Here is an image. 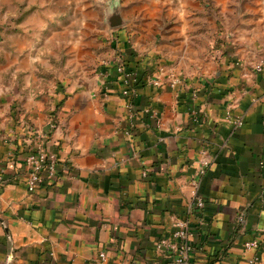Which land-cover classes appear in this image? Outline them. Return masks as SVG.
<instances>
[{"label":"crops","instance_id":"1","mask_svg":"<svg viewBox=\"0 0 264 264\" xmlns=\"http://www.w3.org/2000/svg\"><path fill=\"white\" fill-rule=\"evenodd\" d=\"M109 36L94 65L51 64L53 52L0 35V264H97L101 250L112 264H176L157 243L180 219L184 264H264V60L194 71L141 53L123 29ZM41 144L56 172L28 192L24 159ZM195 195L205 204L189 211Z\"/></svg>","mask_w":264,"mask_h":264},{"label":"rangeland","instance_id":"2","mask_svg":"<svg viewBox=\"0 0 264 264\" xmlns=\"http://www.w3.org/2000/svg\"><path fill=\"white\" fill-rule=\"evenodd\" d=\"M117 19L141 53L155 49L194 71L264 60V0H0V35L53 52L51 64H100Z\"/></svg>","mask_w":264,"mask_h":264},{"label":"built area","instance_id":"3","mask_svg":"<svg viewBox=\"0 0 264 264\" xmlns=\"http://www.w3.org/2000/svg\"><path fill=\"white\" fill-rule=\"evenodd\" d=\"M114 64L116 65V71L124 77V83L126 87L133 88L138 83V75L126 66L124 58L121 56L120 51H117L114 57ZM261 63L256 65V70L260 71ZM134 85V86H133ZM124 94L131 97L136 95L135 91L131 89H125ZM241 119L236 121L237 125H241ZM49 130L55 128L56 123L53 120L47 122ZM56 154L45 150L41 144L34 149L28 151L25 156V164L28 169V177L26 180V186L28 192H35L39 184L45 178H52L56 172ZM203 171H201L202 173ZM145 175V172H143ZM204 201L197 195H195L194 202L190 205L189 211L195 208H202ZM177 230L171 237V240L167 237H163L157 243L158 249L178 250V256L175 258L176 264H184L188 261L189 252L191 249L189 237V224L187 219H180L176 222ZM245 249L257 248L258 242L256 240L250 242H244ZM97 264H112L106 255L104 250H101L96 255ZM258 258L253 257L249 260V264H257ZM12 256H7L4 264H11Z\"/></svg>","mask_w":264,"mask_h":264},{"label":"trees","instance_id":"4","mask_svg":"<svg viewBox=\"0 0 264 264\" xmlns=\"http://www.w3.org/2000/svg\"><path fill=\"white\" fill-rule=\"evenodd\" d=\"M110 51H111V49H110ZM126 64H128V63L126 62ZM62 101H63V100H62ZM62 101H60V102L54 104V106H53L52 109L50 110L49 118H51V120H53L54 122L56 121L55 114H56V112L59 110V108L61 107V105H62V103H63Z\"/></svg>","mask_w":264,"mask_h":264},{"label":"water","instance_id":"5","mask_svg":"<svg viewBox=\"0 0 264 264\" xmlns=\"http://www.w3.org/2000/svg\"><path fill=\"white\" fill-rule=\"evenodd\" d=\"M123 24V21L121 19H117L115 22L111 23V28L115 29V28H119L120 25Z\"/></svg>","mask_w":264,"mask_h":264}]
</instances>
